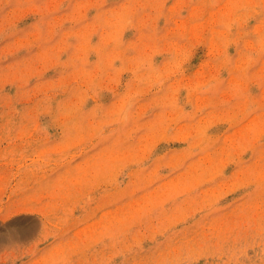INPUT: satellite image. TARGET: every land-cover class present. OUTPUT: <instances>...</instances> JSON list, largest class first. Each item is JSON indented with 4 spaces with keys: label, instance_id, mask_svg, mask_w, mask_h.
Wrapping results in <instances>:
<instances>
[{
    "label": "rangeland",
    "instance_id": "obj_1",
    "mask_svg": "<svg viewBox=\"0 0 264 264\" xmlns=\"http://www.w3.org/2000/svg\"><path fill=\"white\" fill-rule=\"evenodd\" d=\"M0 264H264V0H0Z\"/></svg>",
    "mask_w": 264,
    "mask_h": 264
}]
</instances>
